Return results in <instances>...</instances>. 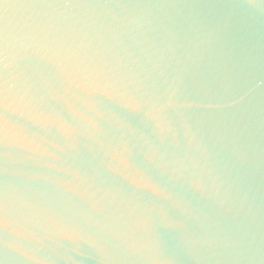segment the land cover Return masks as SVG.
<instances>
[{"label": "water", "instance_id": "1", "mask_svg": "<svg viewBox=\"0 0 264 264\" xmlns=\"http://www.w3.org/2000/svg\"><path fill=\"white\" fill-rule=\"evenodd\" d=\"M0 264H264V0H0Z\"/></svg>", "mask_w": 264, "mask_h": 264}]
</instances>
